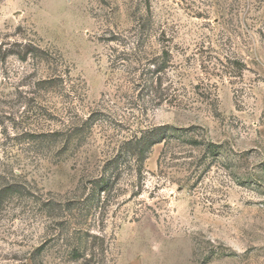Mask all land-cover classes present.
Returning <instances> with one entry per match:
<instances>
[{"label":"rangeland","instance_id":"374dc122","mask_svg":"<svg viewBox=\"0 0 264 264\" xmlns=\"http://www.w3.org/2000/svg\"><path fill=\"white\" fill-rule=\"evenodd\" d=\"M0 264H264V0H0Z\"/></svg>","mask_w":264,"mask_h":264},{"label":"trees","instance_id":"16d2710c","mask_svg":"<svg viewBox=\"0 0 264 264\" xmlns=\"http://www.w3.org/2000/svg\"><path fill=\"white\" fill-rule=\"evenodd\" d=\"M180 134L178 133V135H180ZM161 136H162V133L160 134L159 132H156V133H152L148 138L146 137L147 139H144V140L145 141L147 140L146 143L148 146H150V145H153V144L159 142Z\"/></svg>","mask_w":264,"mask_h":264}]
</instances>
